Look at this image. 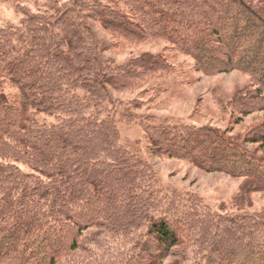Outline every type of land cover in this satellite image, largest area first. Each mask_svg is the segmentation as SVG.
<instances>
[{
  "label": "trees",
  "instance_id": "16d2710c",
  "mask_svg": "<svg viewBox=\"0 0 264 264\" xmlns=\"http://www.w3.org/2000/svg\"><path fill=\"white\" fill-rule=\"evenodd\" d=\"M4 1L16 4L27 36L18 38L19 46H11L12 35L0 33L2 262L27 247V264H58L62 254L77 250L83 230L100 224L97 214L106 226H132L134 218H124L116 205L124 202L112 188L119 180L109 182L123 163L109 160L121 158V151H114L110 143L116 136L107 120L94 118L90 104L96 99L100 105L95 107H101L109 102L107 89L129 88L167 66L156 56L108 74L103 57L107 47L91 37L90 21L126 42L162 40L190 57L204 75H248L257 88L246 95L248 100L238 102L242 115L253 112L255 102L264 104V61L253 65L264 56V0H123L133 5L132 18L91 11L89 0H66L38 14H29L17 0ZM256 130L242 140L211 129L162 130L149 142L155 154L243 178L251 181L250 192L264 193V162L246 148L264 149V128ZM20 164L29 170L27 175ZM256 218L254 226L263 227V220ZM148 229L162 255L180 245L179 232L167 221L154 222ZM229 243L225 239L213 248L209 264H235L243 250L252 252L242 246L233 255L226 250ZM259 245L250 256L264 264V248ZM150 248L140 252L138 264L156 262L160 253L149 255Z\"/></svg>",
  "mask_w": 264,
  "mask_h": 264
},
{
  "label": "rangeland",
  "instance_id": "374dc122",
  "mask_svg": "<svg viewBox=\"0 0 264 264\" xmlns=\"http://www.w3.org/2000/svg\"><path fill=\"white\" fill-rule=\"evenodd\" d=\"M65 1L17 0V4L29 14H38L51 6H62ZM88 2L91 11L109 10L132 18L133 5L123 0ZM90 23L91 37L107 47L103 57L108 62V74L133 61L156 56L167 70L146 76L129 88L107 89L109 102L101 107L99 101L92 99V115L108 121L116 136L110 141L113 150L122 152L121 158H109L111 162H123L109 180H119L112 188H116L118 200L124 202L116 205L124 218L134 219L129 228H115L106 226L102 215L97 214L100 224L83 230L76 241L77 250L62 254L58 264H138V255L149 246V255L160 253L151 264H209L215 247L225 239L230 242L226 250L230 249L233 255L237 247H247L252 252L257 244L264 248V193L250 192L251 181L206 172L188 161L155 154L149 142L153 133L174 129L179 133L211 129L241 140L252 136L257 128H264V104L255 102L253 112L242 115L238 102L248 100L246 95L257 88L255 83L239 71L204 75L195 69L190 57L162 40L126 42L98 23ZM26 27L16 4L0 0V33L12 35L11 46H19L18 38H26ZM262 61L264 56L253 65ZM246 148L252 154L256 152L254 159L264 162V149L256 151V145ZM18 168L22 174L29 173L21 164ZM92 181L98 182L94 178ZM256 217L263 220V227L254 226ZM160 220L170 223L180 235V245L165 255L158 247L159 241L150 239L148 234V228ZM2 225L0 222V229ZM202 225L205 228L199 232ZM243 251L246 255H236L242 259L235 260V264H259L250 256L252 252ZM258 254L256 250L254 255ZM26 256L27 247H21L6 262H0L27 264Z\"/></svg>",
  "mask_w": 264,
  "mask_h": 264
}]
</instances>
